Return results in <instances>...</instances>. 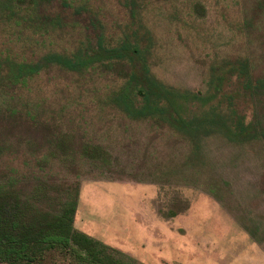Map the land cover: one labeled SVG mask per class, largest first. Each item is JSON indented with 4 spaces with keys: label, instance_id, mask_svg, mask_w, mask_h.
<instances>
[{
    "label": "rangeland",
    "instance_id": "374dc122",
    "mask_svg": "<svg viewBox=\"0 0 264 264\" xmlns=\"http://www.w3.org/2000/svg\"><path fill=\"white\" fill-rule=\"evenodd\" d=\"M99 36L137 43L182 117L228 124L235 111L248 131L205 124L188 136L168 116L131 118L113 101L125 63L48 65L0 88V181L77 189L74 229L135 263L264 264V0H0V58L84 53ZM57 138L100 146L108 162L63 156ZM41 264L74 262L50 251Z\"/></svg>",
    "mask_w": 264,
    "mask_h": 264
},
{
    "label": "trees",
    "instance_id": "16d2710c",
    "mask_svg": "<svg viewBox=\"0 0 264 264\" xmlns=\"http://www.w3.org/2000/svg\"><path fill=\"white\" fill-rule=\"evenodd\" d=\"M106 63H125L128 66V70L121 75L124 85L114 95L113 101L116 108H121L131 118L167 122L165 118L168 116L170 124L188 136L198 132L205 124L216 128L226 126L235 134H243L249 129L244 118L235 111L228 124L216 120L209 113L199 117H182L175 92L158 85L149 76L146 57L140 46L131 42L107 46L102 36L98 37L94 49L84 53L68 56L49 54L36 63L0 58V88L23 86L27 79L48 65L79 71ZM237 72L245 89L258 85V81H252L246 67L237 69ZM260 134L264 139V132ZM56 140L54 147L63 156L76 154L93 163L108 162L109 154L100 146L67 143L65 138ZM8 148L7 142L0 139V158ZM39 161L36 163L39 167L48 163L46 158ZM77 197V189L60 190L37 177L23 182L10 175L5 181H0V264H41L50 251H58L74 264H142L74 229Z\"/></svg>",
    "mask_w": 264,
    "mask_h": 264
}]
</instances>
